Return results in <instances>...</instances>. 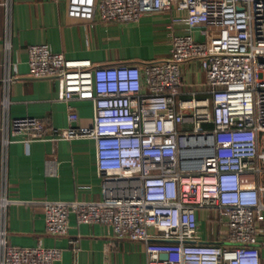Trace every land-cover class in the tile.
<instances>
[{
    "label": "built area",
    "instance_id": "1",
    "mask_svg": "<svg viewBox=\"0 0 264 264\" xmlns=\"http://www.w3.org/2000/svg\"><path fill=\"white\" fill-rule=\"evenodd\" d=\"M170 8L184 12L173 21L185 30L173 35L168 57L142 65L96 63L66 57L48 42L28 44L30 75L61 78L65 101H91L93 122L79 124L75 110L63 128L30 115L7 119L3 160L8 143L22 134L24 142L45 138L46 130L54 140L91 138L102 197L40 200L48 233H66L72 212L79 223L110 224L119 237L175 243L166 258L149 246L146 264H262L256 236L264 227L256 220L264 211V0H67L65 12L134 22ZM196 27L205 39L194 38ZM190 60L199 61L209 96L177 98L181 65ZM225 178L230 186L223 188ZM10 202L3 188L0 264L58 260L59 247L6 242ZM198 208L215 211L224 241L198 239Z\"/></svg>",
    "mask_w": 264,
    "mask_h": 264
},
{
    "label": "crops",
    "instance_id": "2",
    "mask_svg": "<svg viewBox=\"0 0 264 264\" xmlns=\"http://www.w3.org/2000/svg\"><path fill=\"white\" fill-rule=\"evenodd\" d=\"M66 1L0 0V194L4 188L5 196L11 200L5 209L6 242L59 247L60 258L52 264H146L149 246L173 256L176 245L172 241L119 237L110 224L79 223L72 212L66 233L53 235L46 231L40 200L101 199L93 139L54 140L46 130L45 138L24 142L20 140L22 134L8 143L3 160L1 129L7 119L30 115L42 119L47 127L63 128L67 113L75 110L79 124L93 122L91 101L63 99L61 78L30 75L28 44L48 42L66 57L89 58L96 63L142 65L168 57L173 35L185 30L183 22L173 21L184 12L174 8L144 13L134 22H106L99 18L86 21L68 17ZM192 33L197 40L206 38L198 27ZM212 33L209 30L207 36ZM7 74L11 79L5 84ZM206 96L209 87L199 61L182 63L177 98ZM204 210L196 209L198 239L224 241L216 213ZM256 221L264 227L260 222L264 221V213ZM256 245L264 264V233L256 236Z\"/></svg>",
    "mask_w": 264,
    "mask_h": 264
},
{
    "label": "bare ground",
    "instance_id": "3",
    "mask_svg": "<svg viewBox=\"0 0 264 264\" xmlns=\"http://www.w3.org/2000/svg\"><path fill=\"white\" fill-rule=\"evenodd\" d=\"M229 180H230V178L222 179V187L223 188L230 186V181Z\"/></svg>",
    "mask_w": 264,
    "mask_h": 264
},
{
    "label": "rangeland",
    "instance_id": "4",
    "mask_svg": "<svg viewBox=\"0 0 264 264\" xmlns=\"http://www.w3.org/2000/svg\"><path fill=\"white\" fill-rule=\"evenodd\" d=\"M202 126H203V127H207L208 125H207V124H203ZM263 201H264V197H263ZM204 211H205V212H208V211H209V212H211L212 215H213V213H215V211H213V213H212V210H209V209H205ZM263 213H264V212H260L259 214H257V216L260 217V215L263 214ZM212 215H211V216H212ZM212 217H213V216H212ZM260 222L263 223L264 221H260Z\"/></svg>",
    "mask_w": 264,
    "mask_h": 264
},
{
    "label": "water",
    "instance_id": "5",
    "mask_svg": "<svg viewBox=\"0 0 264 264\" xmlns=\"http://www.w3.org/2000/svg\"><path fill=\"white\" fill-rule=\"evenodd\" d=\"M160 257H161V258H166V257H167V254H166V253H161V254H160Z\"/></svg>",
    "mask_w": 264,
    "mask_h": 264
}]
</instances>
